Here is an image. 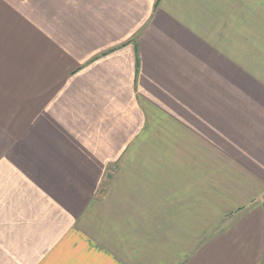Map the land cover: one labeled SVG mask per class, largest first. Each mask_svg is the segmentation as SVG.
I'll use <instances>...</instances> for the list:
<instances>
[{"label": "crops", "instance_id": "1", "mask_svg": "<svg viewBox=\"0 0 264 264\" xmlns=\"http://www.w3.org/2000/svg\"><path fill=\"white\" fill-rule=\"evenodd\" d=\"M0 264H264V0H0Z\"/></svg>", "mask_w": 264, "mask_h": 264}]
</instances>
